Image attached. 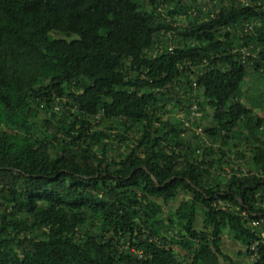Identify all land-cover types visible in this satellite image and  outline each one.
I'll list each match as a JSON object with an SVG mask.
<instances>
[{
  "label": "trees",
  "instance_id": "16d2710c",
  "mask_svg": "<svg viewBox=\"0 0 264 264\" xmlns=\"http://www.w3.org/2000/svg\"><path fill=\"white\" fill-rule=\"evenodd\" d=\"M255 108L264 0H0V264H217L225 229L251 257Z\"/></svg>",
  "mask_w": 264,
  "mask_h": 264
},
{
  "label": "rangeland",
  "instance_id": "374dc122",
  "mask_svg": "<svg viewBox=\"0 0 264 264\" xmlns=\"http://www.w3.org/2000/svg\"><path fill=\"white\" fill-rule=\"evenodd\" d=\"M211 6L212 5H209V7ZM178 20H179L178 24L180 25L185 24V20L183 18H178ZM259 87H260L259 85H256L255 82H253V79L251 78V76H249L244 86L243 96L241 97V101L247 104L248 106H252L253 104H256V106H258L257 102H259V100L257 99L256 90ZM165 108H167V110L170 109L169 106H166ZM254 112L258 116L262 117L264 113V109L255 108ZM177 117L181 118V115L179 114V112L176 113V110H173L172 113L170 114H166V118L170 119L172 122ZM202 123L208 124V120L204 119L202 120ZM243 163H246V161L243 160ZM179 201H180V198L169 202L164 207V211L166 215L165 217H168L169 215L173 214V212L177 209L179 205ZM203 220H204L203 213L201 211H198L196 220L194 223V229L196 231H199V232L202 231ZM167 232L169 234L176 235L177 228L174 226L172 230H167ZM179 252L181 255L184 254L180 250ZM220 252H221V255L217 256V264H230V262H232L233 264H252L251 258L245 254V248L234 240L233 236L230 235L227 229L223 230V233H222V242L220 244ZM224 257H227L230 261L224 259ZM185 262L189 263L190 259H186Z\"/></svg>",
  "mask_w": 264,
  "mask_h": 264
},
{
  "label": "built area",
  "instance_id": "2783aa9c",
  "mask_svg": "<svg viewBox=\"0 0 264 264\" xmlns=\"http://www.w3.org/2000/svg\"><path fill=\"white\" fill-rule=\"evenodd\" d=\"M239 205H242L241 200H238ZM223 209H229L233 210V207L230 206L228 203H220L219 204ZM235 210H239V207H236ZM241 216L244 221H247V225L251 228V232L254 233L256 236L259 237V240L255 241L249 248L246 250L249 252H252L251 259L254 260L256 259V250L257 247L260 243H264V216L259 215V214H249L252 216V219H247L248 218V213L245 211H242Z\"/></svg>",
  "mask_w": 264,
  "mask_h": 264
}]
</instances>
